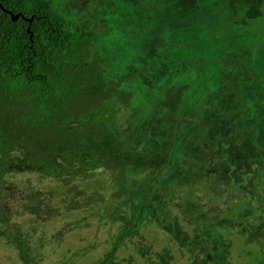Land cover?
Wrapping results in <instances>:
<instances>
[{"label": "rangeland", "instance_id": "obj_1", "mask_svg": "<svg viewBox=\"0 0 264 264\" xmlns=\"http://www.w3.org/2000/svg\"><path fill=\"white\" fill-rule=\"evenodd\" d=\"M62 3L71 15L99 13L96 52L104 56L105 45L119 43L107 46L100 66L116 79L138 72L123 90L140 101V110L172 84L187 85L175 122L155 108L131 119L130 101L117 100L103 113L120 137L137 123L134 148L168 152L170 163L155 171L128 167L123 180L117 170L86 162L82 172L77 164L71 171L61 166L62 177H46L12 154L0 181L7 218L0 222V264H258L264 254V16L238 26L241 15H230L227 0ZM234 36H240L236 45L229 42ZM234 53L242 56L235 60ZM197 69L192 85L201 96L188 77ZM239 70L258 79L242 84V104L231 91H218ZM259 114L261 124L252 120ZM231 134L243 140L223 143ZM204 162L201 179L178 185ZM63 178L74 183L58 190ZM75 185L84 190L72 198Z\"/></svg>", "mask_w": 264, "mask_h": 264}, {"label": "trees", "instance_id": "obj_2", "mask_svg": "<svg viewBox=\"0 0 264 264\" xmlns=\"http://www.w3.org/2000/svg\"><path fill=\"white\" fill-rule=\"evenodd\" d=\"M62 1L0 0V181L1 173L14 153H20L24 162L35 168L44 169L46 177H62L61 166L70 171L76 170L77 166L84 170V162L90 163L91 169L103 166L117 170L121 180L128 167L163 169L170 163L168 152H140L131 143L139 132L137 123L120 137L103 115L117 100L122 105L131 102L132 94L123 90V86L125 82H133L138 72L124 79L106 74L100 59L110 54L109 49L106 51L107 46L118 49L119 43L105 45L104 56L97 53L98 33L93 27L99 13L71 15L60 9L64 4ZM227 3L231 16L241 15L236 21L238 26L250 25L264 16V0H227ZM8 11L22 16L13 20ZM238 38L240 36L229 38V42ZM233 45H236L235 41ZM234 56L236 60L242 55L234 53ZM186 68L185 72L189 73V65ZM199 70L192 76L188 74L190 85L194 77L201 74ZM257 80L255 75L239 70L232 81H220L218 91H231L242 104L239 96L242 84L257 83ZM175 84L169 85L163 91V97H159L153 106L147 105L148 109L144 111L139 109L140 101L131 102L136 108L131 119L141 118L155 108L166 111V117L175 122L174 114L187 88V85ZM140 86L149 89V85ZM192 88L195 90L196 86L192 85ZM195 93L201 96L200 91L195 90ZM260 116L254 119L252 115V120L261 124ZM250 133L252 131L247 134ZM242 140L241 134H231L222 141L230 144ZM210 153L207 152L204 159ZM204 164L199 171H191V177L179 178L178 185L201 179ZM73 183L63 178L55 187L67 189ZM2 188L0 182V192ZM73 188L70 194L77 198L82 186ZM122 193L120 188L117 195ZM70 207L78 206L72 203ZM5 220L0 208V222ZM258 264H264V254L258 257Z\"/></svg>", "mask_w": 264, "mask_h": 264}, {"label": "water", "instance_id": "obj_3", "mask_svg": "<svg viewBox=\"0 0 264 264\" xmlns=\"http://www.w3.org/2000/svg\"><path fill=\"white\" fill-rule=\"evenodd\" d=\"M8 12L11 14V17H12L13 20H16L18 17L22 16V15L19 14V13L14 14V13H12L11 11H8ZM29 20H31V19H29Z\"/></svg>", "mask_w": 264, "mask_h": 264}]
</instances>
